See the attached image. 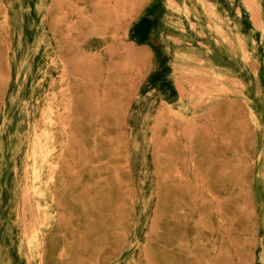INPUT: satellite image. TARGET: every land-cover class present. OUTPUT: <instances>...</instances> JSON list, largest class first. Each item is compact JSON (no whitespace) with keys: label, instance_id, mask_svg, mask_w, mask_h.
I'll use <instances>...</instances> for the list:
<instances>
[{"label":"rangeland","instance_id":"obj_1","mask_svg":"<svg viewBox=\"0 0 264 264\" xmlns=\"http://www.w3.org/2000/svg\"><path fill=\"white\" fill-rule=\"evenodd\" d=\"M0 264H264V0H0Z\"/></svg>","mask_w":264,"mask_h":264}]
</instances>
